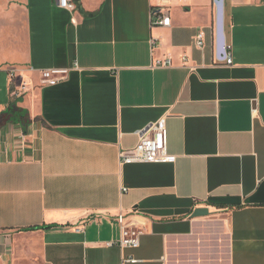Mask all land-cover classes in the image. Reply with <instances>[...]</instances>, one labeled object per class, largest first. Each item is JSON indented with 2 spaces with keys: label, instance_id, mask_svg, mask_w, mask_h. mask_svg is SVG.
Wrapping results in <instances>:
<instances>
[{
  "label": "crops",
  "instance_id": "0c3cea01",
  "mask_svg": "<svg viewBox=\"0 0 264 264\" xmlns=\"http://www.w3.org/2000/svg\"><path fill=\"white\" fill-rule=\"evenodd\" d=\"M74 1L0 0V264H264V0H223L231 65L214 0H168L166 28L160 0ZM160 119L174 162L120 164ZM119 215L138 248L106 246Z\"/></svg>",
  "mask_w": 264,
  "mask_h": 264
},
{
  "label": "built area",
  "instance_id": "2783aa9c",
  "mask_svg": "<svg viewBox=\"0 0 264 264\" xmlns=\"http://www.w3.org/2000/svg\"><path fill=\"white\" fill-rule=\"evenodd\" d=\"M161 5L152 8L151 10V24L154 27H169L171 24L169 16V7L166 5L168 0H160ZM57 7L68 12H74L76 4L74 0H56ZM155 44L151 40V45ZM204 44V34L198 33L195 37V46L200 49ZM225 64L231 65V57L227 50L224 52ZM182 65H186V57L181 59ZM172 67V60L164 58L161 60H152L150 64L151 69L170 68ZM69 69L64 68H50L39 72L40 87H53L64 82L68 75ZM19 78L17 87L13 90L12 95L15 97L24 96L30 89L31 84L22 76L16 75L14 71L9 73L10 81ZM175 157L169 155L166 151V128L164 119H160L155 124L151 125L146 130L139 132V139L133 148L121 150L119 152L120 164H169L173 163ZM116 223L120 228V235L118 240L106 243L107 247L117 246L120 250L136 249L139 246L140 238L145 234L144 228L138 226L135 222L129 221L128 217L119 215L116 218ZM82 231V230H80ZM124 262L135 263L136 260L127 258Z\"/></svg>",
  "mask_w": 264,
  "mask_h": 264
},
{
  "label": "water",
  "instance_id": "95a60500",
  "mask_svg": "<svg viewBox=\"0 0 264 264\" xmlns=\"http://www.w3.org/2000/svg\"><path fill=\"white\" fill-rule=\"evenodd\" d=\"M216 9V33H217V46L218 55H224V37H223V0H214ZM207 214L204 209H197L193 212L192 217H199Z\"/></svg>",
  "mask_w": 264,
  "mask_h": 264
},
{
  "label": "trees",
  "instance_id": "16d2710c",
  "mask_svg": "<svg viewBox=\"0 0 264 264\" xmlns=\"http://www.w3.org/2000/svg\"><path fill=\"white\" fill-rule=\"evenodd\" d=\"M9 113H12V116H14L15 115V112H16V110H15V108L14 107H9ZM46 228H49V227H42V228H40V229H46ZM34 229H36V228H34Z\"/></svg>",
  "mask_w": 264,
  "mask_h": 264
}]
</instances>
